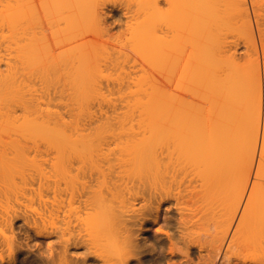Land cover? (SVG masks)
Returning a JSON list of instances; mask_svg holds the SVG:
<instances>
[{
    "label": "bare ground",
    "instance_id": "1",
    "mask_svg": "<svg viewBox=\"0 0 264 264\" xmlns=\"http://www.w3.org/2000/svg\"><path fill=\"white\" fill-rule=\"evenodd\" d=\"M102 1L0 0V264H264V0Z\"/></svg>",
    "mask_w": 264,
    "mask_h": 264
},
{
    "label": "rangeland",
    "instance_id": "2",
    "mask_svg": "<svg viewBox=\"0 0 264 264\" xmlns=\"http://www.w3.org/2000/svg\"><path fill=\"white\" fill-rule=\"evenodd\" d=\"M94 1V0H93ZM98 1V0H97ZM105 1V0H104ZM104 1H102V2H104ZM109 1V2H108ZM107 2V4H109V5H107L106 6V3H105V8H104V11H106L107 13L108 12H110L111 13V15H109V14H107L106 16V20H107V24H108V27L110 26V31H111V34H112V32H117V33H119V32H121V30L122 29H124L125 27H127V26H125V25H123V23H125L124 21H125V18L127 19V16H124V14H123V12H122V10L120 11V10H115L114 8H120V7H124L125 5H123V6H121V4H125L126 3V5H127V1H129V0H124L125 1V3H122L121 2V4H120V1H123V0H119V1H117V0H115V2L117 3V6H116V4L114 5V4H110V1L111 2H113L112 0H108ZM130 1H132V0H130ZM135 1V0H134ZM262 1V0H261ZM261 1H260V3H261ZM101 2V1H100ZM138 2V1H137ZM136 2V3H137ZM141 2V1H140ZM258 2V1H257ZM95 3V2H94ZM130 2H128V4H129ZM133 3V2H132ZM131 3V4H132ZM101 4V3H100ZM99 4V2H98V6L100 5ZM119 4H120V7H118L119 6ZM131 4H129L130 6H133V5H135V3H133L132 5ZM258 4H259V2H258ZM262 4H264V3H262ZM57 5V4H56ZM101 5H104L103 3L101 4ZM112 5V6H111ZM113 5H114V8L112 9V7H113ZM128 5V6H129ZM137 5V4H136ZM63 6V5H62ZM57 7H58V5H57ZM61 7V6H60ZM64 7H65V5H64ZM63 7V8H64ZM100 7H102V6H100ZM135 8H136V6H135ZM57 8H55L54 7V10H56ZM67 9H70V8H67ZM133 10H134V6H133V8H132ZM63 10V9H62ZM115 10V11H114ZM59 12V11H58ZM65 13H66V11H64ZM63 12V13H64ZM121 12V13H120ZM64 13V14H65ZM68 13V12H67ZM66 13V14H67ZM119 14V15H118ZM121 18V19H120ZM127 21V20H126ZM122 25V26H121ZM123 26H124V28H123ZM124 30H126V29H124ZM124 30H122V31H124ZM119 31V32H118ZM115 33H113L114 35H115ZM116 33V34H117ZM122 33V32H121ZM120 33V34H121ZM112 34V35H113ZM113 35V36H114ZM116 36V35H115ZM108 37V36H107ZM107 37L105 36V39H107ZM109 37H110V34H109ZM100 38V37H99ZM111 38H112V36H111ZM98 39V38H97ZM101 39H104V38H100L99 39V42L101 43V42H103V41H101ZM104 39V40H105ZM108 40H111V39H108ZM97 41V40H96ZM105 42V41H104ZM107 43H108V41H106ZM96 43H98V42H96ZM106 43V44H107ZM99 44V43H98ZM98 44H97V46L95 47V48H97V47H101V46H98ZM102 45V44H101ZM95 46V45H94ZM103 46H106V45H103ZM107 46H110V43H109V45H107ZM102 48V47H101ZM105 49H108V47H106ZM243 49H244V47H243V45H241V50H242V52L239 50V52L240 53H243L244 51H243ZM96 50V49H95ZM98 50V49H97ZM104 50V49H103ZM110 50H111V48H110ZM101 51V52H100ZM100 51H99V53H103V51H102V49H100ZM95 52H97V51H95ZM98 53V52H97ZM96 53V54H97ZM105 53V52H104ZM186 58H187V56H189V55H187V50H186ZM239 53V54H240ZM182 55H184V58H183V60L185 59V54H184V52H182L181 53ZM99 55V54H98ZM101 55H103V54H101ZM169 55H172V54H169ZM176 55H174V58H171L170 59V57H169V61L171 62V60L173 61L174 59V61H176L175 62V64L177 63V64H179V61L177 62V58L178 57H175ZM178 56V55H177ZM181 56V55H180ZM180 56H179V58H180ZM103 57V56H102ZM99 58V57H98ZM181 58H182V56H181ZM178 59V60H182V59ZM181 61L180 63H182V62H184V61ZM173 62H171V64H172ZM175 64H173L174 66H177V65H175ZM171 66V65H170ZM159 72H155L154 74L155 75H157L158 77H160L159 75L160 74H158ZM107 84V83H106ZM106 84L104 83L103 84V86L105 87L106 86ZM110 86H112V85H110ZM113 87V86H112ZM27 197H29L30 199H31V197H32V199H34L35 197L32 195H30V194H27L26 195ZM26 196H25V198H26ZM34 197V198H33ZM23 198V197H22ZM22 198H20V200L22 199ZM24 200V201H23ZM23 201V202H22ZM30 203H29V202ZM26 202H28V203H26ZM31 202H32V204H31ZM33 202H36V203H33ZM13 204V206H14V202H12ZM15 203H17L15 206H16V209L20 212V211H22L23 210V208L24 207H27L26 209L24 208V210H26V211H28V214H30L31 216H34V217H37V216H39V213H40V207H39V209H37V207L39 206V202L35 199V200H28V198H26V201H25V199L23 198L21 201H17V202H15ZM18 203H20V204H18ZM24 203V204H23ZM2 204H4L3 202H2ZM21 204H23V205H21ZM34 204V205H33ZM1 205V204H0ZM19 205H20V207H19ZM29 205V206H28ZM34 206V208H33V206ZM38 205V206H37ZM2 207H3V205H2ZM6 207V206H5ZM32 207V208H31ZM1 208V207H0ZM28 208H30V209H28ZM4 209V208H3ZM2 210V209H1ZM23 210V211H24ZM36 210V211H35ZM39 210V212H37ZM168 210V209H167ZM166 210V211H167ZM22 211V212H23ZM169 212V215H170V209L168 210ZM37 212V213H36ZM34 213H36V214H34ZM38 214V215H37ZM37 215V216H36ZM22 221H18L17 222V225L19 226H21V224L23 223H21ZM16 225V227H17V230H19V228H20V226H19V228H18V226ZM21 229V228H20ZM134 229H138L137 231L139 232V229L140 228H134ZM169 230V229H168ZM137 231H136V233H137ZM24 232V231H23ZM6 233H7V231H6ZM122 235V234H121ZM152 237V241L150 240V243L148 244V245H145L144 247L143 246H141V249H139V251L141 250V252H139L136 256H132V258L129 256V254H128V252H127V249L125 248L126 247V245H125V243H124V240H123V236L122 237H120V235L119 234H112L110 237H112V239L110 238V242L109 243H106L105 244V240L103 241L104 243V245H105V247L104 246H102L101 247V249H107V250H105L107 253H108V255L110 254V256H107V261H106V263L107 264H118V262L120 263V264H122V263H124L125 261L127 262L126 264H181V263H183V264H200V262H198L199 261V259H196L197 258V254H196V256H193V257H195L193 260H189V261H185V259L183 258V256L182 255H179V254H177V255H170V248H169V246H170V243H169V241L167 242V243H165L164 245L163 244H161V243H156V241H157V239L159 240V238L161 237H164V235L162 236V235H160V237L158 236V238L157 237H154L153 235H151ZM113 237H114V240L116 241V242H114L113 241ZM116 237H117V240H116ZM119 237V238H118ZM139 238V237H138ZM150 238V239H151ZM176 238H177V236H176ZM106 239V238H105ZM36 241H38V242H40L41 240L40 239H36ZM139 241V240H138ZM112 242H114V245H111V244H113ZM111 243V244H110ZM140 243V242H139ZM156 243V244H155ZM109 246H108V245ZM141 244V243H140ZM162 245V247H161V245ZM101 245V244H100ZM153 245H155V247L157 248V249H155V248H153ZM155 249V250H154ZM103 250V251H104ZM111 251H113V252H110ZM115 251V252H114ZM112 253H115V254H113V255H111ZM32 256H35L36 255V253L34 254H31ZM121 256V257H120ZM130 257V258H129ZM127 260H126V259ZM121 261H120V260ZM100 262H102L101 260H98V263H100ZM187 262V263H186Z\"/></svg>",
    "mask_w": 264,
    "mask_h": 264
}]
</instances>
